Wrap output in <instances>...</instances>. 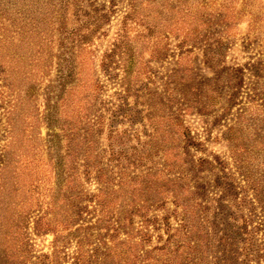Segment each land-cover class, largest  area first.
I'll return each mask as SVG.
<instances>
[{
    "label": "rangeland",
    "instance_id": "374dc122",
    "mask_svg": "<svg viewBox=\"0 0 264 264\" xmlns=\"http://www.w3.org/2000/svg\"><path fill=\"white\" fill-rule=\"evenodd\" d=\"M35 1L44 46L1 51L0 264H71L97 215L89 196L145 172L181 180L182 153L205 186L196 215L258 213L248 182L264 183V0ZM214 40L222 51L211 61ZM132 151L146 156L109 157ZM221 180L226 199L212 187ZM122 200L111 212L129 210ZM172 209L168 199L147 215L159 223Z\"/></svg>",
    "mask_w": 264,
    "mask_h": 264
},
{
    "label": "trees",
    "instance_id": "16d2710c",
    "mask_svg": "<svg viewBox=\"0 0 264 264\" xmlns=\"http://www.w3.org/2000/svg\"><path fill=\"white\" fill-rule=\"evenodd\" d=\"M17 3L23 5V7L19 6L21 9L19 8L18 12ZM37 4L35 0H0V60L4 47L8 48L15 43L17 50L25 49L33 53L44 46L37 45L43 33L41 25L32 23L39 9H42L36 7ZM16 13L22 15L23 24L17 22L14 16ZM122 36L124 37L120 35V38ZM6 38L8 42L5 41ZM212 43L213 50L207 46L205 51H208L210 60L214 61L222 50L220 41L214 40ZM34 63H37L36 59ZM38 64L37 70L42 67L39 61ZM71 69L70 66V71ZM33 80L34 78H30L28 81L34 83ZM261 88L263 89L264 85H261ZM233 95L230 94L229 99L233 98ZM4 98L0 89V103ZM263 114L264 108H261L259 115L263 116ZM86 115L85 113L83 118H86ZM109 153L111 159L114 157L113 161L127 160L132 163L136 159L140 162L146 156L135 151L131 154ZM155 155V152L147 153L146 159ZM175 156L171 164L173 168L178 167V157ZM182 156L188 162L183 167L188 176L181 180L165 181L159 174L145 172L139 180L119 177V183L114 188L99 187L97 194L90 195L86 201L89 202L92 211L97 210V215L92 223L88 225L85 222L83 228L81 227L82 234L79 235L80 241H76L71 264H264L263 181L259 183L250 178L248 182L252 185L250 190L253 192L250 207L258 210L256 215L250 214L248 208L244 207V211H238V214L232 213L228 217L218 218L214 213L211 217L205 218L204 214L196 215L193 209V206L201 207L197 204V200H202L199 196L204 193L205 186L194 180L196 178H193L194 166L190 165L192 161L188 159V154L182 153ZM196 161L197 165L209 164L211 169L223 170L221 167L223 164L217 160L209 163L204 158H198ZM95 178L99 181L104 177L96 173ZM227 186H224L222 181L214 182L212 187L219 188L220 197L226 199L232 194L230 187ZM179 194L182 195L180 198ZM125 196L131 200L125 204L129 210L120 213L118 210L111 212L113 208L121 207L122 198ZM168 199L173 209L160 218L159 223L155 216L147 215L162 208ZM225 199H220L221 204L226 202ZM220 202L217 204L222 207ZM82 211L91 212L88 207H84ZM133 218H139L136 228L132 225ZM205 224L210 225V235L209 232L203 231ZM152 236L156 242L154 245H152Z\"/></svg>",
    "mask_w": 264,
    "mask_h": 264
}]
</instances>
